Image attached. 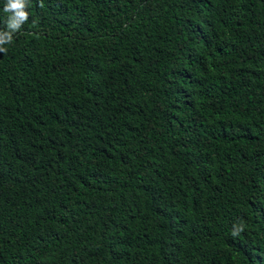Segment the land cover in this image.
Here are the masks:
<instances>
[{
	"label": "trees",
	"instance_id": "16d2710c",
	"mask_svg": "<svg viewBox=\"0 0 264 264\" xmlns=\"http://www.w3.org/2000/svg\"><path fill=\"white\" fill-rule=\"evenodd\" d=\"M25 11L0 52V264H264V0Z\"/></svg>",
	"mask_w": 264,
	"mask_h": 264
},
{
	"label": "clouds",
	"instance_id": "9594fccd",
	"mask_svg": "<svg viewBox=\"0 0 264 264\" xmlns=\"http://www.w3.org/2000/svg\"><path fill=\"white\" fill-rule=\"evenodd\" d=\"M28 0H6L4 12L8 13L7 28L8 32L0 33V52L6 51L2 45L10 43L12 40V33L17 32L21 26L28 20V12L25 11ZM243 230L241 225L233 235H237L239 231Z\"/></svg>",
	"mask_w": 264,
	"mask_h": 264
}]
</instances>
